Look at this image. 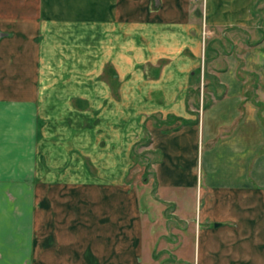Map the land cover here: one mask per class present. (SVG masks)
<instances>
[{"label": "crops", "instance_id": "obj_1", "mask_svg": "<svg viewBox=\"0 0 264 264\" xmlns=\"http://www.w3.org/2000/svg\"><path fill=\"white\" fill-rule=\"evenodd\" d=\"M205 2L216 32L248 29L254 0ZM197 7L198 0H0V264H220L227 257L212 258L217 247L240 245L210 240V232L253 226L252 216L264 232V38L255 45L232 36L228 51L214 50L201 97ZM109 61L131 104L122 110L133 112L130 121L119 118L121 104L107 90ZM58 103L89 124L100 118L104 126L109 115L119 144L99 145L113 153V161L106 157L113 175L94 177L89 150L75 143L80 128L62 129L58 120L65 124L69 113L49 111ZM152 137L157 156L142 167L154 168L152 180L175 195L178 209L191 197L184 205L197 237L191 255L183 252L191 243L180 239L73 236L85 228L91 190L99 214H120L114 176L137 166L131 153ZM218 222L223 228L213 229ZM41 230L51 232L49 240ZM249 253L243 264H264V239Z\"/></svg>", "mask_w": 264, "mask_h": 264}, {"label": "rangeland", "instance_id": "obj_2", "mask_svg": "<svg viewBox=\"0 0 264 264\" xmlns=\"http://www.w3.org/2000/svg\"><path fill=\"white\" fill-rule=\"evenodd\" d=\"M202 4V5H201ZM251 11L253 12L251 14V21L250 25L248 26V29L246 30H240L238 29H224L216 30L212 29L210 27V24L206 22L207 18V8H206V2L205 0H198V7L195 9L196 19L194 26L196 27L195 30H192V33L194 36L200 35V45H201V97L203 96V93L207 91L206 85L208 80V71L209 68L212 66L213 61V54L215 53L214 50H217L218 53H223L227 47H229V44L225 41L226 39H244L243 41L245 43H252L257 45L258 42H261V40L264 38V0H254L253 5L251 6ZM262 26V27H261ZM262 31V32H261ZM233 36V37H232ZM248 36V37H246ZM198 37V36H197ZM225 43V44H223ZM227 43V44H226ZM246 45V44H245ZM227 46V47H226ZM124 51H132V49L126 44H123ZM211 47L214 49L211 50ZM230 49V47L227 49V51ZM203 52V53H202ZM212 60L209 62V60ZM112 62L109 61V64H107V72H106V84L110 88L107 90H110V93L112 97H114V100L118 103H120V109L119 110V118H124L125 120L130 121V118L132 117V113L129 114V116H124V112L122 111L123 108H128L131 106L129 103L126 102V97H123L121 94H119L120 84L119 82V74L112 71ZM114 76V78H112ZM123 78L128 79L129 75H122ZM140 104L135 105L137 108ZM206 105V104H205ZM203 107L200 105L198 108L200 110V115L203 114ZM65 107L66 105H62L61 103L58 104H52L50 105V112L53 111H64L69 114H63L65 120V124L63 121L59 122V126L67 127L68 125H71L73 128L77 129L80 128L78 132H76L75 136V143L77 145H80L84 149H87L89 151H86L85 154L88 155V152H90V156L93 159V163L90 162V170L94 177L97 175H113L110 169V163L108 162L109 159L106 157H110V161H113V158L111 155L107 156L108 154L102 151L101 145H99L101 142L106 141L110 145H116L118 146L119 140H120V134H117L116 136L112 133L111 128H109V115L106 114V119L104 126L101 124L102 120L94 119L91 121V124L87 123L85 121V117L82 116V114H79L77 112H73L71 114V111L66 109L59 110L61 107ZM134 106V105H133ZM143 106V105H141ZM119 108V106H118ZM122 108V109H121ZM129 110V109H127ZM127 112V111H126ZM86 122V123H85ZM124 122V121H123ZM86 126H90L89 130L94 131V136L96 137V143H94L93 138H89L86 131ZM114 128V127H113ZM112 128V129H113ZM115 131L116 128H114ZM132 130V129H131ZM63 137V136H62ZM133 142L136 140H132ZM154 142H156L155 137H152L149 141L141 142L140 141L136 144L135 147V156L134 153H131V157H133V160L137 164V166L131 167L129 170L127 166H122V168L117 170V173L115 174V182L117 183V194L120 198V202L115 203L116 210L120 209L119 212L116 213L115 216L107 217L103 216L102 214H99L97 211L98 203L97 195H93V191L90 192V209L88 211H85V213L82 215L86 220L85 228L79 227L75 232H72L73 236H78L79 239H89L92 241H118V240H128V241H134L136 243L138 240H146V239H155V240H168L170 241H177V240H184L185 242L191 243L189 245L190 247L186 250H183V252L187 251L191 255L194 246L193 243L197 241V237L195 235V232L193 230L194 225V218L187 214L188 211L191 212V209L184 208V205H188L191 201V197L188 199H184L182 202L181 209H178V199L175 197V195H172V193H163L159 188L157 182H154L153 179V170L154 168L148 167L145 169V167H142L144 165V161L146 160H152L155 159L157 155H153L150 153L155 145ZM89 146V148H87ZM120 149L122 148L119 146ZM204 147H201V150H203ZM122 154H125L124 148ZM207 149V148H206ZM150 153V154H148ZM130 156V154H129ZM137 156V157H136ZM125 157H123L124 159ZM142 162V163H141ZM141 163V164H140ZM134 165V164H133ZM129 171V175L126 176V171ZM122 176V180H121ZM119 183V184H118ZM121 187V189L119 188ZM95 193V191H94ZM197 201L198 196H197ZM113 207L112 205H110ZM16 207L14 205H10V208ZM180 211V215L178 214ZM186 211V213L184 212ZM184 212V213H183ZM178 214V216H177ZM194 214V210H193ZM75 216H71L73 218ZM67 217H64L66 219ZM61 220V217H59ZM185 219V220H184ZM180 221V222H179ZM220 222L214 223L212 225L213 229L218 227L219 229L223 228V225H219ZM251 224L253 226H245L244 228H240L237 231H229V230H216L212 233H209L210 240H227L237 243L240 245V247L236 248H230L226 247L224 245L223 247H217L215 254L212 255V258H224L227 257V259H232L234 264H243L244 262L239 258H244V256H248L250 251H258L259 244L264 239V232L259 230L258 228V222L257 217H251ZM219 225V226H217ZM248 228V229H247ZM153 230V233L151 234V231ZM249 230V231H248ZM147 231V232H146ZM50 233L48 231L41 230V239L43 240H49L50 239ZM150 234V237H148ZM148 235V236H147ZM209 237H206L209 239ZM248 242V243H247ZM248 244L252 247V249L244 248V245ZM242 245V247H241ZM172 250V249H171ZM220 250V251H219ZM203 247L201 248V253L199 254V248L195 249V252L197 253V257H203ZM232 252H234L232 254ZM164 254V253H163ZM188 254V255H189ZM162 255V254H161ZM189 255V256H190ZM233 256V257H232ZM230 257V258H229ZM230 259V260H231ZM234 259V260H233ZM176 260V259H175ZM226 259L221 260L220 264H225ZM204 261V259H203ZM191 263V262H190ZM189 263V264H190ZM168 264H175L173 262H169ZM176 264H188L187 262L176 263ZM195 264H198L195 263ZM228 264H232L231 262H228Z\"/></svg>", "mask_w": 264, "mask_h": 264}, {"label": "bare ground", "instance_id": "obj_3", "mask_svg": "<svg viewBox=\"0 0 264 264\" xmlns=\"http://www.w3.org/2000/svg\"><path fill=\"white\" fill-rule=\"evenodd\" d=\"M244 200V199H243ZM246 202V201H245ZM242 216V215H241ZM244 223V222H243ZM260 223V222H259ZM222 242V241H221ZM234 248V247H233ZM220 251V250H219ZM218 252V251H217ZM209 257V256H208ZM245 257V256H244ZM227 259V258H226ZM232 261V260H231Z\"/></svg>", "mask_w": 264, "mask_h": 264}, {"label": "water", "instance_id": "obj_4", "mask_svg": "<svg viewBox=\"0 0 264 264\" xmlns=\"http://www.w3.org/2000/svg\"><path fill=\"white\" fill-rule=\"evenodd\" d=\"M220 225V224H219ZM219 225H217V226H219Z\"/></svg>", "mask_w": 264, "mask_h": 264}, {"label": "trees", "instance_id": "obj_5", "mask_svg": "<svg viewBox=\"0 0 264 264\" xmlns=\"http://www.w3.org/2000/svg\"><path fill=\"white\" fill-rule=\"evenodd\" d=\"M253 13V12H252Z\"/></svg>", "mask_w": 264, "mask_h": 264}]
</instances>
